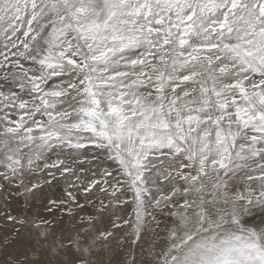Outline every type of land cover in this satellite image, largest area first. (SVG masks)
I'll use <instances>...</instances> for the list:
<instances>
[{
  "label": "snow or ice",
  "instance_id": "obj_1",
  "mask_svg": "<svg viewBox=\"0 0 264 264\" xmlns=\"http://www.w3.org/2000/svg\"><path fill=\"white\" fill-rule=\"evenodd\" d=\"M0 254L264 264V0H0Z\"/></svg>",
  "mask_w": 264,
  "mask_h": 264
},
{
  "label": "rangeland",
  "instance_id": "obj_2",
  "mask_svg": "<svg viewBox=\"0 0 264 264\" xmlns=\"http://www.w3.org/2000/svg\"><path fill=\"white\" fill-rule=\"evenodd\" d=\"M37 207H39V205H37ZM3 259H4V256L0 254V264H2Z\"/></svg>",
  "mask_w": 264,
  "mask_h": 264
}]
</instances>
